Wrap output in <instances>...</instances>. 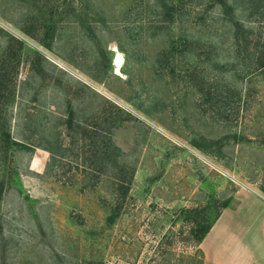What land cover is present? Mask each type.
Returning <instances> with one entry per match:
<instances>
[{
    "label": "rangeland",
    "instance_id": "rangeland-1",
    "mask_svg": "<svg viewBox=\"0 0 264 264\" xmlns=\"http://www.w3.org/2000/svg\"><path fill=\"white\" fill-rule=\"evenodd\" d=\"M238 186L264 196V0H0V264H209Z\"/></svg>",
    "mask_w": 264,
    "mask_h": 264
},
{
    "label": "crops",
    "instance_id": "crops-1",
    "mask_svg": "<svg viewBox=\"0 0 264 264\" xmlns=\"http://www.w3.org/2000/svg\"><path fill=\"white\" fill-rule=\"evenodd\" d=\"M198 245L209 264H264V196L238 186Z\"/></svg>",
    "mask_w": 264,
    "mask_h": 264
},
{
    "label": "trees",
    "instance_id": "trees-1",
    "mask_svg": "<svg viewBox=\"0 0 264 264\" xmlns=\"http://www.w3.org/2000/svg\"><path fill=\"white\" fill-rule=\"evenodd\" d=\"M228 201H229V199H227V200L224 202L223 206H225V205L228 203ZM211 225H212V223L209 224L208 226H206V227L201 231V233L197 236V240H198V242L203 238V236H204L205 233L209 230V228L211 227Z\"/></svg>",
    "mask_w": 264,
    "mask_h": 264
},
{
    "label": "bare ground",
    "instance_id": "bare-ground-1",
    "mask_svg": "<svg viewBox=\"0 0 264 264\" xmlns=\"http://www.w3.org/2000/svg\"><path fill=\"white\" fill-rule=\"evenodd\" d=\"M114 66L119 69V66L122 64L120 53H117V55L114 58Z\"/></svg>",
    "mask_w": 264,
    "mask_h": 264
}]
</instances>
